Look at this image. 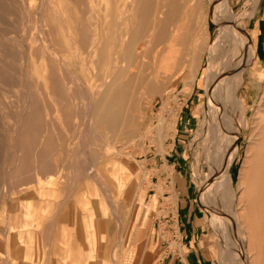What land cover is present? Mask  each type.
<instances>
[{"label": "rangeland", "instance_id": "1", "mask_svg": "<svg viewBox=\"0 0 264 264\" xmlns=\"http://www.w3.org/2000/svg\"><path fill=\"white\" fill-rule=\"evenodd\" d=\"M195 1L199 6L191 18L197 30L195 24L184 28L187 35L174 42L175 52H167L173 38L172 29L176 28L173 22L166 25L168 36L163 42L143 47L146 85L135 98L146 106L144 110L150 115L140 130L145 131L150 122L153 127L139 141L136 137L118 135L117 128L100 127L99 120L92 133L84 134L91 88L113 71L117 59L122 7L115 6V0H0V233L26 191L41 195L49 186L74 189L93 185L92 195L107 201V211L114 218L135 215L138 220L137 240L128 241L127 245L124 235L122 248L113 255L115 261L131 264L133 259L138 264H162V240L150 239L147 246L146 230L170 210L176 215L173 187L176 177L172 173L178 151L180 166L177 167L184 171L193 187V198L217 244L219 264H264V221L252 224L253 228L241 221L239 226L244 229L246 246L240 243L237 224L230 219L227 205L219 200L222 187L212 165L216 162L211 153L207 156L205 153L210 131L203 121L206 98L203 78L210 58L208 47L229 24L224 5L239 24L238 41L244 48L242 58L246 64L242 70L248 87H243L240 95L247 96L250 114L254 111L264 86V0L185 2L190 5ZM139 2L134 3L132 20L122 24L123 29H135L141 23ZM255 39L257 46L253 47ZM166 54L175 62L164 74L159 65ZM197 68L196 87L189 95L182 78ZM48 75L53 90L47 87ZM152 85H158L159 89L151 91ZM160 92L166 93L165 98ZM170 122L174 123V133L164 137ZM239 143L240 151L230 168L231 190L238 196L245 189L240 179L248 142L241 135ZM110 144L116 149L110 148ZM118 175L124 179L122 187ZM250 193L246 189L245 197H250ZM221 209L228 219L223 221L227 223V237L220 222L218 211ZM12 219L18 220L14 215ZM167 237L172 245L176 243L172 233H166ZM229 243L235 244L233 250L224 248ZM240 251L244 257H238ZM0 264H3L1 256Z\"/></svg>", "mask_w": 264, "mask_h": 264}, {"label": "bare ground", "instance_id": "2", "mask_svg": "<svg viewBox=\"0 0 264 264\" xmlns=\"http://www.w3.org/2000/svg\"><path fill=\"white\" fill-rule=\"evenodd\" d=\"M136 1L115 0L114 2L115 6L122 7L121 28L117 36L120 43L116 51L117 59L113 64V71L95 88H91L92 92L87 101L90 110L87 114L88 123L84 129L85 135L97 128V120L101 124L100 127L112 130L117 128V131H119L118 135L120 136H122L121 134H125L128 138L136 137L139 141H142L148 135L149 131L152 130L151 127H153L151 126V122L149 127L146 126L147 129L145 131H141L140 127L147 123L150 115L148 110H144L146 106L144 107L142 102L137 99V96L135 98V95L138 92L141 93L146 85L143 74L145 62L143 56H146V49L143 47L150 43L163 42L168 36L166 25L169 22H173L176 24V28L172 29L173 38L169 41L170 43L167 48L168 54L170 52L173 53L175 52L174 42L178 38L187 35L183 31L184 28L195 24L191 15L199 6L197 1L189 5L186 4V0H139L140 5L139 8L137 7V10L142 14L141 23L135 29H123L122 24H126L127 21L132 20L134 3ZM223 3H225L224 0ZM223 9L229 16V24L225 29L222 28L223 30H220L217 41L208 47L210 58L203 78V86L206 93L203 104V121L209 125L210 131V142L209 144L205 143V153L206 156L211 153L212 156L210 157H213L216 162V164L212 165L222 187V197L219 200H222L229 208L230 219L237 224L236 231L239 232L240 243L246 246V237L242 234L244 229L239 226L240 222H247L251 227L256 222L264 221V86L254 111L250 114L251 109L247 96L244 94L240 95V91L243 87H247V84L242 70V68L246 69L245 61L242 58L244 48L238 41L237 30L239 26L237 25L239 24L236 21L234 22L235 19L230 16L228 6L224 5ZM57 13H61L60 10ZM242 16L244 18V15ZM195 29L197 30L196 24ZM252 42L253 47H256V39L252 40ZM197 47H199V43ZM156 57L154 63H156ZM140 58L141 61L139 60ZM172 59V56L169 57L167 55L161 61L159 68L162 69L164 74H167L174 64L175 59ZM198 75L199 71L197 68L196 71L187 73L182 78L184 90L189 95L193 93L196 87ZM47 79V87L53 90L51 76L48 75ZM156 89H159L158 85L151 86V91H155ZM144 94L147 95L146 93ZM160 94L162 98H165L166 93L160 92ZM168 128L169 130L167 129L163 133L164 137L174 133V123L170 122ZM125 129L126 131H123ZM241 135L247 139L248 145L241 169L240 184L243 189L245 188L244 191L246 189L251 191L248 198L245 197L244 191L238 196L235 191L231 190V187L233 188L232 173L230 172L231 162L240 151L239 138ZM109 147L114 150L116 149L114 144H110ZM117 152L122 153V149H118ZM123 169V166H121L119 171L122 172ZM124 184V179L119 177V185L122 187ZM236 206L237 209L235 208ZM215 207L217 209V206ZM218 212L220 214V222L225 229V237H227L228 227L227 223L225 224L223 221H227L228 219L224 216L222 209ZM234 245L229 243L224 248L233 250ZM237 255L238 257L243 256L241 251Z\"/></svg>", "mask_w": 264, "mask_h": 264}, {"label": "crops", "instance_id": "3", "mask_svg": "<svg viewBox=\"0 0 264 264\" xmlns=\"http://www.w3.org/2000/svg\"><path fill=\"white\" fill-rule=\"evenodd\" d=\"M175 156L178 159H174L172 174L176 177L173 185L176 215L170 210L161 215L162 220L154 221L147 228V246L150 239L162 240V264H219L217 244L193 198V187L184 171L177 167L180 166L178 151ZM92 186L81 185L74 189L64 185L49 186L41 195L33 190L26 191L16 212L3 224L0 233L2 263L121 264L113 255L122 248L124 235L127 245L128 241L137 240L138 220L135 215L114 218L107 211V201L92 195L95 191ZM13 215L18 219L15 222ZM168 232L176 241L173 245L166 238ZM131 264L138 263L132 259Z\"/></svg>", "mask_w": 264, "mask_h": 264}]
</instances>
